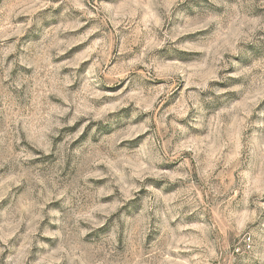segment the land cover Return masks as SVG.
Returning <instances> with one entry per match:
<instances>
[{"label":"rangeland","instance_id":"rangeland-1","mask_svg":"<svg viewBox=\"0 0 264 264\" xmlns=\"http://www.w3.org/2000/svg\"><path fill=\"white\" fill-rule=\"evenodd\" d=\"M0 264H264V0H0Z\"/></svg>","mask_w":264,"mask_h":264}]
</instances>
